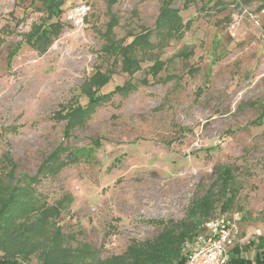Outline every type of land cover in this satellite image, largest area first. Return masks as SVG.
Returning a JSON list of instances; mask_svg holds the SVG:
<instances>
[{"label":"rangeland","instance_id":"obj_1","mask_svg":"<svg viewBox=\"0 0 264 264\" xmlns=\"http://www.w3.org/2000/svg\"><path fill=\"white\" fill-rule=\"evenodd\" d=\"M65 1L64 32L39 54L24 33L47 17L42 2L0 0V177L12 167L15 182L36 175L64 148L61 158L70 164L36 187L49 204L73 196L57 219L66 245L104 260L186 219L194 199L219 189L216 168L228 164L235 198L223 213L256 239L243 249L252 259L264 236V0H194L188 8L184 0H119L110 7L108 0ZM166 1L184 21L192 19L191 27L151 50L166 62L160 78L149 72L153 61L143 50L135 53L145 58L142 68L124 72L122 59L113 63L103 51L107 24L116 16V37L128 42L154 28ZM158 39L155 33L151 41ZM99 67L116 70L101 91L130 82L138 88L114 91L67 132L69 120L58 113L86 104L83 84ZM21 264L41 263L33 254Z\"/></svg>","mask_w":264,"mask_h":264},{"label":"trees","instance_id":"obj_2","mask_svg":"<svg viewBox=\"0 0 264 264\" xmlns=\"http://www.w3.org/2000/svg\"><path fill=\"white\" fill-rule=\"evenodd\" d=\"M40 1L47 17L41 22L33 23L30 30L24 33V38L39 54H44L54 40L64 32L66 25L61 19V14L66 1ZM118 1L108 0L109 7ZM193 2L194 0H184V7L188 8ZM55 17L57 19L54 20ZM117 23L118 18L113 16L107 24V31L104 33V53L114 58L113 63H118L122 59L124 72L135 73L142 68L141 63L145 59L136 57L135 53L143 50V55H148L147 59L153 61L149 65V72L154 78H160L159 73L166 62L160 57L154 58L151 50L157 46L164 48L171 38H183L191 27L192 19L184 21L181 11L172 7L170 1H166L161 7L154 28H144L128 42L116 37L114 27ZM155 33L159 35V39L154 43L151 38ZM20 49V45H17L16 49L9 54L8 60H12ZM189 52H179L177 55L190 56ZM171 59L172 57L169 60ZM114 72H116L114 68L106 70L97 68L82 87L88 98L86 104H76L66 113L59 111L60 119L69 120L66 126L67 132L83 124L99 105L111 99L114 91L128 94L138 88L134 82H130L123 87L117 86L113 92L101 91L102 86L110 81ZM63 149L61 146L56 148V151L42 163L36 175H27L22 177L20 182H15L14 167H12L11 172L0 177V252L2 251L0 264H21V260L29 261L33 254L38 255L41 264H184L188 251L185 255L182 254L185 249L183 244L192 243L201 233L206 221L223 216V211H226L234 202L235 192L232 187L235 178L234 168L228 164L219 165L216 168L218 173L216 183L219 189L211 188L204 196L194 199L186 219L167 222L162 232L154 239L133 240L122 254L104 260H94L88 248L81 245L72 248L66 245L65 234L61 231V224L57 222L62 211L73 202V196L65 195L49 204L45 195L36 187L43 177L56 175L70 164V160L61 158ZM71 155L68 154L67 157ZM76 158L78 156H74L72 160ZM5 161L16 166L14 162L11 163L10 157ZM220 197L224 198V203L220 213L214 214ZM151 222L165 223L164 220H151ZM258 237L260 240L258 244L256 243L257 251L252 259L244 256L245 246H236L231 251L229 264H264V236ZM255 240L252 239L249 242L250 245L255 244ZM89 256L92 257L88 261Z\"/></svg>","mask_w":264,"mask_h":264},{"label":"built area","instance_id":"obj_3","mask_svg":"<svg viewBox=\"0 0 264 264\" xmlns=\"http://www.w3.org/2000/svg\"><path fill=\"white\" fill-rule=\"evenodd\" d=\"M249 242L250 238L239 231L236 220L217 216L206 221L201 233L187 245L184 264H229L231 251Z\"/></svg>","mask_w":264,"mask_h":264}]
</instances>
